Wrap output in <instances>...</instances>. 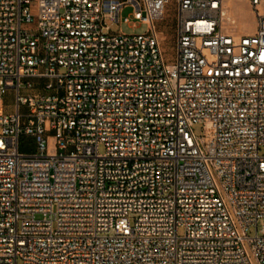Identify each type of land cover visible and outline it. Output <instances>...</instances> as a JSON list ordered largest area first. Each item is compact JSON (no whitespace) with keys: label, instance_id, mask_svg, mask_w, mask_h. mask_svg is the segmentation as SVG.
<instances>
[{"label":"built area","instance_id":"built-area-1","mask_svg":"<svg viewBox=\"0 0 264 264\" xmlns=\"http://www.w3.org/2000/svg\"><path fill=\"white\" fill-rule=\"evenodd\" d=\"M170 1L0 0V264H264V0Z\"/></svg>","mask_w":264,"mask_h":264},{"label":"rangeland","instance_id":"rangeland-1","mask_svg":"<svg viewBox=\"0 0 264 264\" xmlns=\"http://www.w3.org/2000/svg\"><path fill=\"white\" fill-rule=\"evenodd\" d=\"M229 1V2H228ZM225 3V7L228 9L229 14L235 20V28L237 33L250 34L254 31L255 20L251 12L250 6L246 0H228ZM174 1L169 2L166 8L165 18L162 20L160 25H157V30L162 31L161 39V51L163 54L164 61L166 63H172L176 56V43L173 29V23L175 19ZM261 10L264 11V4H261ZM130 8L123 9L121 12L122 16H126L130 12ZM111 32L122 31L124 33H141L145 30L144 25H138L136 28L130 24H116L110 20L106 21ZM14 93L7 91L1 96L0 109L5 112L13 111ZM192 130L197 137L203 135L204 129L201 122L195 123L192 126ZM50 140L48 139V142ZM19 151L26 154H35L37 152V145L33 137L22 136L19 140ZM104 149L102 146L99 147V153H103ZM259 154L264 156V148H260ZM182 229H178V234L182 235ZM246 233L249 236L255 234L253 227L247 229ZM16 264H22L21 260L18 259Z\"/></svg>","mask_w":264,"mask_h":264},{"label":"crops","instance_id":"crops-1","mask_svg":"<svg viewBox=\"0 0 264 264\" xmlns=\"http://www.w3.org/2000/svg\"><path fill=\"white\" fill-rule=\"evenodd\" d=\"M171 1H173V0H171ZM170 1V2H171ZM175 4V3H174ZM167 8V7H166ZM165 13H166V10H165ZM175 16V19H174V23H173V29H174V35H175V37H176V24H177V21H176V15H174ZM164 18H165V14H164ZM163 18V19H164ZM162 19V20H163ZM162 20H160V21H156V22H154V26H155V29H156V31L160 34V36H161V39H162V35H164L163 33H162V31H159V30H157V25H160L161 24V22H162ZM9 92V91H8ZM0 103H1V97H0ZM4 112H5V110H3ZM5 113H10V112H5Z\"/></svg>","mask_w":264,"mask_h":264},{"label":"bare ground","instance_id":"bare-ground-1","mask_svg":"<svg viewBox=\"0 0 264 264\" xmlns=\"http://www.w3.org/2000/svg\"><path fill=\"white\" fill-rule=\"evenodd\" d=\"M226 1H228V0H226ZM226 1H225V3H226ZM228 2H229V1H228ZM225 13H226V15H227L228 17H231L227 8L225 9Z\"/></svg>","mask_w":264,"mask_h":264}]
</instances>
